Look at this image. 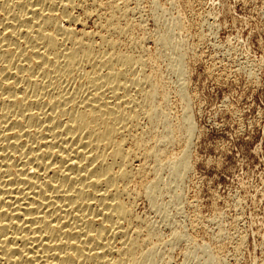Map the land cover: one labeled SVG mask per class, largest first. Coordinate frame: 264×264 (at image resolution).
<instances>
[{"label":"bare ground","instance_id":"1","mask_svg":"<svg viewBox=\"0 0 264 264\" xmlns=\"http://www.w3.org/2000/svg\"><path fill=\"white\" fill-rule=\"evenodd\" d=\"M140 1L102 12L97 0H0V264H161L182 241L186 256L205 255L181 227L179 204L194 133L190 52L181 24L133 34L125 5ZM157 1L145 0L154 17ZM144 199L158 220L139 212ZM207 220L195 213L189 226Z\"/></svg>","mask_w":264,"mask_h":264},{"label":"rangeland","instance_id":"2","mask_svg":"<svg viewBox=\"0 0 264 264\" xmlns=\"http://www.w3.org/2000/svg\"><path fill=\"white\" fill-rule=\"evenodd\" d=\"M113 1L121 3L97 0L102 12ZM125 6L137 37L148 38L164 27L178 31L181 24L179 41L190 52L185 93L194 133L189 175L179 190L181 227L210 253L206 248L205 255L196 250L186 256L189 247L182 241L161 264H203L210 255L222 264H264V0H158L156 17L145 0ZM94 15L84 23L87 30L96 29ZM144 48L149 54L159 51L150 40ZM166 78L173 87L174 78ZM170 97V114L178 121L182 103L174 91ZM192 199L194 209L188 207ZM138 207L159 219L146 199ZM195 213L208 220L193 230ZM157 226L168 239L169 227Z\"/></svg>","mask_w":264,"mask_h":264}]
</instances>
